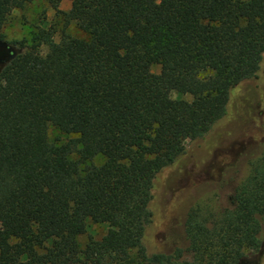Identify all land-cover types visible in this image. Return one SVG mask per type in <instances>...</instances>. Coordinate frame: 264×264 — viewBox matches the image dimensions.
<instances>
[{
  "label": "trees",
  "instance_id": "1",
  "mask_svg": "<svg viewBox=\"0 0 264 264\" xmlns=\"http://www.w3.org/2000/svg\"><path fill=\"white\" fill-rule=\"evenodd\" d=\"M27 1L0 0V42ZM59 1L85 36L37 26L0 68V264H239L257 251L264 151L232 207H189L187 249L147 254L144 239L157 182L204 166L232 91L259 76L264 0ZM90 224L106 231L81 245Z\"/></svg>",
  "mask_w": 264,
  "mask_h": 264
},
{
  "label": "rangeland",
  "instance_id": "2",
  "mask_svg": "<svg viewBox=\"0 0 264 264\" xmlns=\"http://www.w3.org/2000/svg\"><path fill=\"white\" fill-rule=\"evenodd\" d=\"M70 4V0H60L58 7L68 11ZM48 24L57 30L54 36L56 41H63L67 35L85 36L76 26L65 25L64 19L55 15L51 0H28L23 7L14 8L8 16L2 29L4 41L15 55L20 51L19 40L25 39L30 44L37 26ZM40 50L46 52L47 46H41ZM3 64H0V68ZM152 69L158 71V66ZM171 97L191 99L190 95L176 91L171 92ZM48 138L60 143L65 142L68 136L49 126ZM211 139L214 143L211 155L199 170L187 167L185 173L157 182L154 218L144 239L147 254L170 253L178 247L187 249L185 217L189 207L198 200L211 195L215 196L213 199L217 209L232 207L234 189L247 174L250 158L264 151V64L257 78L234 88L227 114L214 127ZM105 231L104 225L90 224L87 232L80 235L78 240L84 245L89 236L99 238ZM258 236L261 242L259 249L246 253L239 264H264L263 224ZM184 256L190 258V253L185 251Z\"/></svg>",
  "mask_w": 264,
  "mask_h": 264
},
{
  "label": "flooded vegetation",
  "instance_id": "3",
  "mask_svg": "<svg viewBox=\"0 0 264 264\" xmlns=\"http://www.w3.org/2000/svg\"><path fill=\"white\" fill-rule=\"evenodd\" d=\"M9 48L11 47L6 42L5 45L0 44V64L5 63L8 59L11 58L13 50Z\"/></svg>",
  "mask_w": 264,
  "mask_h": 264
},
{
  "label": "water",
  "instance_id": "4",
  "mask_svg": "<svg viewBox=\"0 0 264 264\" xmlns=\"http://www.w3.org/2000/svg\"><path fill=\"white\" fill-rule=\"evenodd\" d=\"M0 44H1V45H5V42H0ZM9 49H12V48H9ZM12 56H14V51H13L11 57H12Z\"/></svg>",
  "mask_w": 264,
  "mask_h": 264
}]
</instances>
